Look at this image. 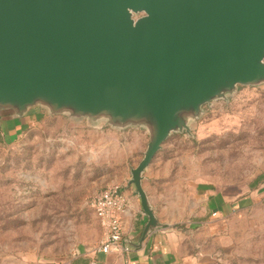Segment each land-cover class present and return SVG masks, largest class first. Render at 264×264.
<instances>
[{"label":"water","instance_id":"95a60500","mask_svg":"<svg viewBox=\"0 0 264 264\" xmlns=\"http://www.w3.org/2000/svg\"><path fill=\"white\" fill-rule=\"evenodd\" d=\"M264 83V0H0V115L35 108L146 130L142 182L173 133L203 106Z\"/></svg>","mask_w":264,"mask_h":264},{"label":"rangeland","instance_id":"374dc122","mask_svg":"<svg viewBox=\"0 0 264 264\" xmlns=\"http://www.w3.org/2000/svg\"><path fill=\"white\" fill-rule=\"evenodd\" d=\"M203 109L190 133L175 132L164 143L176 175L184 183L205 180L243 193L250 179L264 175V83L239 85L228 99ZM64 122L40 120L0 141V264H32L35 258L55 264L103 239L89 201L131 176L132 154L119 136L125 129L109 126L115 131L101 137ZM135 141L131 135L127 142ZM184 189L189 199L191 186ZM192 238L218 264H264V202L195 230Z\"/></svg>","mask_w":264,"mask_h":264},{"label":"crops","instance_id":"0c3cea01","mask_svg":"<svg viewBox=\"0 0 264 264\" xmlns=\"http://www.w3.org/2000/svg\"><path fill=\"white\" fill-rule=\"evenodd\" d=\"M45 112L47 111L43 108H35L24 117H16L10 113L1 114L0 141L23 133L26 128L40 120H44L46 124L65 121L67 128L71 130H81L101 137L115 131L105 122L93 124L88 119L74 120ZM120 133L119 136L125 140L124 147H128L132 154V166H137L149 141L147 131L130 127ZM131 135L136 140L132 144L127 142ZM174 162L169 148L164 145L144 172L142 182L149 203L162 227L153 230L141 241L148 217L136 187L129 184L130 176L122 186L129 202L122 223L124 241L131 245V250L106 253L93 247L80 246L71 256L62 258L55 264H218L216 255L192 238L194 231L264 202V175L250 179L243 193L231 194L224 191L221 185L210 181L184 183L182 175H176ZM184 185L191 186L189 199L184 195ZM34 260L32 264H46L41 263L40 259Z\"/></svg>","mask_w":264,"mask_h":264},{"label":"built area","instance_id":"2783aa9c","mask_svg":"<svg viewBox=\"0 0 264 264\" xmlns=\"http://www.w3.org/2000/svg\"><path fill=\"white\" fill-rule=\"evenodd\" d=\"M89 206L94 211L103 230V239L96 249L106 253L130 251L131 245L124 241L122 223L129 202L122 187L111 184L98 190L90 199Z\"/></svg>","mask_w":264,"mask_h":264}]
</instances>
